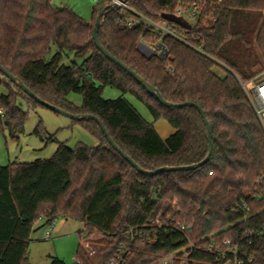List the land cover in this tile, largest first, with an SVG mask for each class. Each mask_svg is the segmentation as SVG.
Instances as JSON below:
<instances>
[{"label":"trees","instance_id":"obj_1","mask_svg":"<svg viewBox=\"0 0 264 264\" xmlns=\"http://www.w3.org/2000/svg\"><path fill=\"white\" fill-rule=\"evenodd\" d=\"M193 1L128 0L130 9H111L110 0H99L88 22L53 0H0V64L42 100L75 115L97 116L140 167L156 171L201 162L208 154L206 126L195 107L163 106L98 50L93 31L104 9L99 39L105 49L167 101L202 108L213 144L210 160L200 168L147 176L112 147L96 121L83 120L79 122L99 141L96 147L79 143L73 149L61 143L50 159L0 165V264H31L36 224L44 219L42 228L59 216L84 224L81 240L93 232L108 238L95 257L80 243L75 264H110L120 245L129 242L130 229L157 231L158 243L136 242L128 259V264H152L188 243L172 222L193 227L188 234L192 240L215 235L242 243L254 257L251 264H264V178L258 181L264 177V127L243 87L264 68V0H222L208 6L188 32L202 52L153 29L127 26L132 10L160 22L163 13ZM140 43L163 44L166 57L145 55ZM216 67L225 69V76ZM8 81L9 92L0 95V127L18 138L28 117L20 101L40 104ZM106 86L124 95L105 99ZM71 92L82 95L81 107L66 99ZM128 93L175 132L162 139L125 98ZM42 131L38 126L35 132ZM243 203L251 208L246 221L235 210ZM204 250L191 257L213 261ZM50 264L66 263L52 257Z\"/></svg>","mask_w":264,"mask_h":264},{"label":"rangeland","instance_id":"obj_2","mask_svg":"<svg viewBox=\"0 0 264 264\" xmlns=\"http://www.w3.org/2000/svg\"><path fill=\"white\" fill-rule=\"evenodd\" d=\"M98 1L53 0V3L57 6H68L83 19L91 22L93 8ZM262 71L264 68L261 67L260 72ZM215 72L219 76L226 74V70L221 67H216ZM0 80V95L7 94L9 92L8 79L0 74ZM122 95L124 94L119 89L111 86H106L102 92L105 99H116ZM125 98L148 122L154 124L162 139H167L175 132V128L165 118L155 120L148 107L135 96L128 93L125 94ZM66 99L77 107L82 106L81 94L71 92ZM20 104L22 109L28 113V117L24 130L18 134V138H12L7 128L0 127L1 166H7L13 162H34L50 159L61 143H66L73 149L79 143L90 147H96L99 144L98 139L85 128L82 122L73 120L42 105H29L25 101H20ZM38 126H41L43 130L41 135L35 132ZM41 220L35 227L36 231L32 234L29 246L28 256L31 264H50L52 257H59L66 264H75L80 243L83 249L93 251L94 254L90 256L95 257L98 250L108 242V238L98 232H93L89 237H84L81 240L79 232L84 228V224L72 219L67 220L62 216L57 217L53 235L47 239V226L41 228L43 223Z\"/></svg>","mask_w":264,"mask_h":264},{"label":"built area","instance_id":"obj_3","mask_svg":"<svg viewBox=\"0 0 264 264\" xmlns=\"http://www.w3.org/2000/svg\"><path fill=\"white\" fill-rule=\"evenodd\" d=\"M110 1L112 4L118 3L120 7L130 9L127 3L123 4L120 2V0ZM221 1L222 0H194L190 5L180 3L170 14L187 21L191 25L190 29H192L195 25H197L202 17L203 12L208 8V6H212L213 4H217ZM132 11V15L127 19L128 27L132 28L135 26H144L146 29L155 30L162 36H170L176 40H179L180 42L196 49L197 51H203L200 47H197L188 39V32L190 29L163 19L160 22H157L135 10ZM139 47L144 54L146 53L145 55L147 56L156 55L164 59L167 54L166 47L161 43H156V45L140 43ZM243 87L252 103L255 114L264 127V71L257 74L250 82L243 84ZM263 178L264 177H260L258 181H262ZM235 210L242 213L241 220L243 221H246L251 215V208L246 203L238 205ZM157 223L159 227L162 226L158 220ZM170 224L174 225V230L185 234L188 243L186 246L176 248L173 251L162 255L156 262H153L152 264H251L254 259L253 255L247 254L245 249L246 247L242 243L233 242L229 239L219 240L215 238V235L208 236V240L205 238L202 240H192L189 238L188 234L193 231V227H188L180 223L174 224V222ZM55 225L56 220L47 225V239L51 238ZM247 232L245 234V239H249L251 234V232ZM127 234L130 237L129 242L120 245L110 264H128V259L133 252L136 242L153 245L159 242L157 231L150 233L142 230L130 229ZM203 241L209 242L207 245L202 246L201 242ZM84 249L89 253V255L94 254L93 251H88L86 248ZM201 250L211 254L214 257V260L204 262L191 257L194 251Z\"/></svg>","mask_w":264,"mask_h":264},{"label":"water","instance_id":"obj_4","mask_svg":"<svg viewBox=\"0 0 264 264\" xmlns=\"http://www.w3.org/2000/svg\"><path fill=\"white\" fill-rule=\"evenodd\" d=\"M128 0H120V2H122L123 4L127 3ZM120 7V5L118 3H113L111 5V9L114 8H118ZM106 16V9H104L97 17L96 19V23H95V27H94V31H93V39H94V43L96 45V47L98 48V50L104 55L106 56L109 60H111L112 62H114L116 65H118L119 67H121L124 71H126L131 77H133L137 83H139L141 86H143V88L149 93V95L155 97L163 106L167 107V108H183L186 106H193L195 107L199 113L201 114L205 126H206V132H207V142H208V154L205 157L204 160H202L201 162L194 164V165H189V166H176V167H163L160 169H157L156 171H147L145 169H143L142 167H140L129 155H127L124 151H122L117 145L116 143L113 141V139L111 138V136L109 135L105 125L101 122V120L92 114H86V115H75L73 113H70L66 110H63L59 107H56L44 100H42L39 96H37L30 88H28L21 80H19L18 78H16L13 74H11L8 70H6L1 64H0V72L6 77L8 78L10 81H12L13 83H15L16 85H18L27 95H29L33 100H35L38 104L45 106L47 108L52 109L53 111L63 114L73 120L76 121H83V120H94L98 123L99 127L101 128L103 134L105 135V137L107 138L108 142L112 145V147L125 159L127 160L132 167H134L138 172H140L143 175H147V176H154L156 174L162 173V172H174V171H189V170H193V169H197L200 168L202 166H204L205 164L208 163V161L210 160L211 156H212V152H213V144H212V140H211V128L209 125L208 120L206 119L205 113L202 110V108H200L198 105L190 103V102H186V103H171L169 101H167L162 94L160 93L159 90H157L153 85H151L149 82H147L146 80H144L143 78L140 77V75H138L135 71H133L132 69H130L127 65H125L124 63H122L120 60H118L116 57H114L112 54H110L108 52V50L105 49V47L101 44L100 39H99V29L101 27V20ZM161 18L163 20L172 22V23H176L184 28L190 29L191 25L183 20L180 17H177L173 14L170 13H163L161 15Z\"/></svg>","mask_w":264,"mask_h":264},{"label":"crops","instance_id":"obj_5","mask_svg":"<svg viewBox=\"0 0 264 264\" xmlns=\"http://www.w3.org/2000/svg\"><path fill=\"white\" fill-rule=\"evenodd\" d=\"M67 220H68V219H67ZM67 220H66V221H67ZM41 222H43V223H42V225H43V224L45 223V220L42 219ZM37 225H38V223L36 224V226H37ZM36 226H35V227H36ZM53 232H54V231H53ZM52 235H53V233H52Z\"/></svg>","mask_w":264,"mask_h":264}]
</instances>
